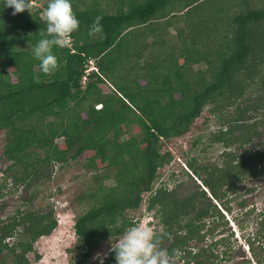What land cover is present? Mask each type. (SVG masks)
<instances>
[{
  "label": "trees",
  "instance_id": "1",
  "mask_svg": "<svg viewBox=\"0 0 264 264\" xmlns=\"http://www.w3.org/2000/svg\"><path fill=\"white\" fill-rule=\"evenodd\" d=\"M199 1L204 0H113L115 11L109 12L99 0H72L79 28L71 45L54 49L59 67L48 74L31 55L46 26L39 10L26 19L21 17L26 10L15 15L12 8L0 10V129L5 132L3 155L11 162L0 195L8 178L13 186L32 187L51 177L54 163L77 160L87 151L85 168L115 170L116 185L105 186V176L96 173L94 188L82 196L92 204L75 220L79 252L72 264H86L101 241L119 236L113 227L117 220L135 222L125 211L137 208L145 191H151L146 210L154 209L161 224V247L169 243L166 250L173 256L191 238L201 241L222 225L221 210L231 211L226 196L238 190V181L264 172V146L229 152L264 131V118L247 115L264 109V0H208L204 11L191 13ZM98 17L103 29L95 33L91 26ZM156 39L170 49L154 59ZM112 51L118 55L106 61ZM129 54L126 86L119 64L131 61ZM91 61L96 66L90 68ZM201 63L206 68L196 67ZM107 84L113 87L110 93L103 91ZM249 89L255 91L251 101L250 94L245 98ZM209 104L225 126L209 142L225 148L223 165L187 160L207 190L197 184L181 196L180 183L153 190L158 168L173 157L161 152L162 141L186 133ZM230 106L236 114L222 113ZM132 127L131 135L121 138ZM7 219L0 221L2 264H29L26 254L33 242L57 226L52 210L18 209ZM205 221L211 222L206 233ZM258 231L256 237L264 235V221ZM7 238L14 240L10 244ZM224 240L210 244L208 264L219 256L212 247ZM103 264H115L111 250Z\"/></svg>",
  "mask_w": 264,
  "mask_h": 264
},
{
  "label": "rangeland",
  "instance_id": "2",
  "mask_svg": "<svg viewBox=\"0 0 264 264\" xmlns=\"http://www.w3.org/2000/svg\"><path fill=\"white\" fill-rule=\"evenodd\" d=\"M99 1H101V8H106L109 12L115 11L113 0ZM29 3L31 5L29 9L30 13L39 10V16L43 17V11L47 5V0H29ZM207 4L208 0L199 1L196 6L191 7L190 12L195 13V11H198L201 7L202 11H204L208 6ZM80 7L84 8L85 4H82ZM29 11L26 9L25 17H21L26 19L30 14ZM169 32L173 33L174 30H169ZM28 33H26V31L21 32V34ZM165 34L168 35V33ZM153 39L154 36L149 40ZM156 41L159 42L151 46L153 50L151 53L154 54V59L160 57V55H163L170 49V46H167V44H161V40L156 39ZM171 41V43L175 42V40ZM122 44L125 46L124 43ZM161 52H163V54ZM117 55V53L112 51L109 56H105V60L107 61L110 57ZM130 58L131 55L129 54L128 59L130 60ZM130 62H132V58L131 61L119 64L121 68L120 71L125 73L124 82L126 86H128L127 84L131 81L127 73L130 70ZM167 65L166 63L165 66ZM91 66H96V63H94V61L90 62V68ZM196 67L203 69L206 68V65L201 63L197 64ZM190 72L193 73L192 71ZM140 82L143 83L144 79H140ZM112 89L113 87L107 84L103 91L105 93H110ZM130 89L134 90L135 88L131 87ZM249 94V100L251 101L255 97V91L252 92V89H249L245 98H247ZM99 106L100 105H97L95 107L99 108ZM211 107L212 105L209 104L203 108L200 115L191 123L186 133L162 141L161 152L170 151L173 157L170 163L158 168L157 179L153 185V190L161 185H165L168 189H172L177 183H180L181 186L177 188V191L183 196L189 193V191L197 189V184L200 188L204 189L205 187L202 182L192 174V171H190L188 167L187 160L192 157L196 158V164L199 165H223L222 160L225 158H223L225 148L220 143H209L210 136L216 133L222 126L219 124V120L222 117L219 118L216 112L213 113L210 110ZM235 111V108L230 106L224 109L222 113L225 115H228L227 113L229 112L236 114ZM247 115L253 116L252 120H261L264 118V109L260 108L256 111H249ZM222 127L225 126L223 125ZM259 128L262 129L261 127ZM133 130V127L132 130L128 129V133H125L121 138H127L131 135ZM4 142L5 132L3 129H0V182H4V178L7 177L5 170L11 163L3 155ZM262 146H264V131L259 136H255L253 141L249 144L239 146L237 143L233 145L229 149V152L239 154L248 148H261ZM87 154H91V152H84L77 160H70L68 163H54L50 167L51 177L45 181L39 180V182H36V184L29 188H25L23 184L17 187L13 186L10 178L6 180V185L2 189V194L0 195V221L4 220V222H7V217L17 213L18 209L21 211L28 210L39 213L52 210L57 220V226L49 235H43L33 242V250L26 254L29 264H72L79 252V248L76 246L78 236L75 233L74 224L76 218L85 212L92 204L89 199L82 198L90 188H94L95 186V181L92 176L96 173L101 174L105 176L103 178V184L105 186L112 187L116 185L117 180L113 173L115 170L111 169L110 172L104 169L96 170L84 167L83 164L85 163ZM262 163L264 165V161H262ZM189 174L192 175V178ZM259 176L243 177L238 181V190L233 194L229 192L228 196H226L231 211L226 213L224 210H221L224 214L222 225L213 233L206 235L209 243L210 240L220 239L223 234L226 236L230 234V236H228L230 238L225 243V245L227 247L229 246L232 250V257L229 260L230 264L239 262L244 258V255L247 257L250 256V250L248 251L247 248V238L248 235L252 237L255 236L254 226L256 225L255 219L256 213L258 212L255 210L260 209L264 201V175L261 177ZM255 184H258V187H255ZM150 193L151 191L143 192L140 205L135 209H127L125 215L135 222H146L150 224L158 233L161 231V224L159 223L158 217L155 216V210H146L147 199ZM212 201L218 204V200L212 198ZM218 206L220 207L219 204ZM209 223L211 222L205 221L206 228L209 226ZM230 231H232L233 234H231ZM117 237L118 236L110 237L107 240L101 241L86 264L100 263V259L103 260L105 258L111 249V243H114ZM13 240L14 238H7L10 244ZM253 243H259L256 250L257 252L261 251V253H264V238L259 237V239L253 240ZM167 246L168 243H165L163 248L165 249ZM214 248L215 251H220L224 247L222 244H219ZM4 256L5 253H0V264H2V260L6 258ZM218 261L219 259L216 260V263ZM250 262L254 264L251 260ZM220 263L221 261H219V264ZM169 264H177L176 257H170ZM223 264H226V262ZM261 264H264V258Z\"/></svg>",
  "mask_w": 264,
  "mask_h": 264
},
{
  "label": "clouds",
  "instance_id": "3",
  "mask_svg": "<svg viewBox=\"0 0 264 264\" xmlns=\"http://www.w3.org/2000/svg\"><path fill=\"white\" fill-rule=\"evenodd\" d=\"M5 7L12 8V14L15 15L26 9L29 11L31 5L29 0H0V10ZM43 20L46 26L40 31V38L33 45L31 55L39 61L40 71L48 74L59 67L54 49L66 48L71 44V36L78 30L80 21L73 10L72 0H47ZM102 29L103 25L98 17L93 21L91 31L99 33ZM34 78L39 77L37 75ZM97 105L102 107L101 103ZM113 227L121 233L115 242L111 243L110 250L114 254L115 264H169L170 253L161 247L163 236L150 224H125L124 221L117 220ZM100 264H103L102 259Z\"/></svg>",
  "mask_w": 264,
  "mask_h": 264
},
{
  "label": "flooded vegetation",
  "instance_id": "4",
  "mask_svg": "<svg viewBox=\"0 0 264 264\" xmlns=\"http://www.w3.org/2000/svg\"><path fill=\"white\" fill-rule=\"evenodd\" d=\"M262 174H261V176L264 175V174L263 175ZM261 176H259V177H261ZM255 187H258V184H255ZM207 195H208V193H207ZM255 211L256 212L258 211L256 213V219H255L256 225L254 226L255 236L252 237L251 235H248V238H247V248H248V251L250 250V256L247 257L244 255V258L242 260H240L237 263H231V264H253L250 262V260L252 262H254V264H261L260 262H258V260L262 261V259L264 258V253H261V251L257 252V250H256V247L258 246L259 243H257V244L253 243V247L250 244L251 239H253V240H256L257 238L259 239V237H256V236L259 233L258 229L260 228V224L264 221V201L262 203L261 208L258 210H255ZM227 212H230V211H227ZM207 228L205 226V229L202 230V232L204 231L206 233L205 230ZM230 233L233 234L232 231H230ZM209 234H211V233H209ZM209 234L206 233L205 237L201 241H198L197 238H191L187 242V245H184L183 248L178 249L175 252V255H173V256L170 255V257H176L177 264H202V262H204V260H206V263L208 264V248L210 247V244H213V241H214V240H210V242L208 243L206 235H209ZM228 236H230V234H228L227 236L223 234V236L220 237L221 239L222 238L225 239L224 242L221 243L222 246L224 247L223 249H221L220 251L214 250L215 249L214 247L218 246L219 244L212 247V250L215 253H219L218 259H219V261H221L220 264H223L225 262H226V264H230L229 260L232 257V250L229 248V246L227 247L225 245L226 241L230 238ZM261 237L264 238V235ZM164 246H165V244L163 245V247ZM219 261L217 263L215 261L214 264H219Z\"/></svg>",
  "mask_w": 264,
  "mask_h": 264
},
{
  "label": "built area",
  "instance_id": "5",
  "mask_svg": "<svg viewBox=\"0 0 264 264\" xmlns=\"http://www.w3.org/2000/svg\"><path fill=\"white\" fill-rule=\"evenodd\" d=\"M71 45V44H70ZM92 62V61H91ZM85 79H86V76H84V78H83V82H85Z\"/></svg>",
  "mask_w": 264,
  "mask_h": 264
},
{
  "label": "water",
  "instance_id": "6",
  "mask_svg": "<svg viewBox=\"0 0 264 264\" xmlns=\"http://www.w3.org/2000/svg\"><path fill=\"white\" fill-rule=\"evenodd\" d=\"M209 194V196H210V193H208Z\"/></svg>",
  "mask_w": 264,
  "mask_h": 264
},
{
  "label": "crops",
  "instance_id": "7",
  "mask_svg": "<svg viewBox=\"0 0 264 264\" xmlns=\"http://www.w3.org/2000/svg\"><path fill=\"white\" fill-rule=\"evenodd\" d=\"M112 86V85H111Z\"/></svg>",
  "mask_w": 264,
  "mask_h": 264
}]
</instances>
